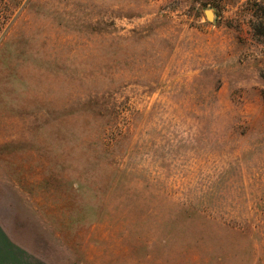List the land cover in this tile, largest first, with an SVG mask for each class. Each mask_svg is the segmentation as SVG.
<instances>
[{"label": "rangeland", "instance_id": "obj_1", "mask_svg": "<svg viewBox=\"0 0 264 264\" xmlns=\"http://www.w3.org/2000/svg\"><path fill=\"white\" fill-rule=\"evenodd\" d=\"M263 13L0 0V264H264Z\"/></svg>", "mask_w": 264, "mask_h": 264}, {"label": "water", "instance_id": "obj_2", "mask_svg": "<svg viewBox=\"0 0 264 264\" xmlns=\"http://www.w3.org/2000/svg\"><path fill=\"white\" fill-rule=\"evenodd\" d=\"M206 16L210 17V16H212V13L211 12H206Z\"/></svg>", "mask_w": 264, "mask_h": 264}, {"label": "trees", "instance_id": "obj_3", "mask_svg": "<svg viewBox=\"0 0 264 264\" xmlns=\"http://www.w3.org/2000/svg\"><path fill=\"white\" fill-rule=\"evenodd\" d=\"M262 17L264 18V13H263Z\"/></svg>", "mask_w": 264, "mask_h": 264}]
</instances>
